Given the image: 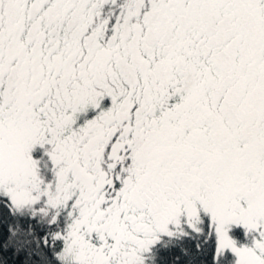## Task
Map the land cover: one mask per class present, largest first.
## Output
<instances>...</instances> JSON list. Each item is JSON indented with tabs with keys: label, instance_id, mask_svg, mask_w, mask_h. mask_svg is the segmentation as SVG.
<instances>
[{
	"label": "snow or ice",
	"instance_id": "1",
	"mask_svg": "<svg viewBox=\"0 0 264 264\" xmlns=\"http://www.w3.org/2000/svg\"><path fill=\"white\" fill-rule=\"evenodd\" d=\"M0 264H264V0H0Z\"/></svg>",
	"mask_w": 264,
	"mask_h": 264
}]
</instances>
